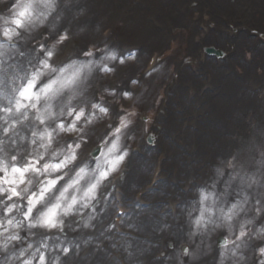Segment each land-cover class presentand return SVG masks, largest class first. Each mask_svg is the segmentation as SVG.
I'll return each mask as SVG.
<instances>
[{
	"label": "rangeland",
	"instance_id": "374dc122",
	"mask_svg": "<svg viewBox=\"0 0 264 264\" xmlns=\"http://www.w3.org/2000/svg\"><path fill=\"white\" fill-rule=\"evenodd\" d=\"M97 1H100L99 5L93 3L91 4V7L98 9V16H92L95 17V19L93 22V18L91 19L89 29L82 28L83 25L78 22L82 16L90 13L89 10L84 9V14L73 20L76 13L82 8L78 6L74 9L75 15L67 17L68 14L66 13V10L69 9L64 7L65 19L59 26L56 34L48 35L49 30L45 26L32 33L31 38L27 41H29L28 43L31 44L33 50L32 60L35 58L34 60L36 62L46 57L47 50L51 47V43L57 38L58 34L64 31L65 28L69 29L70 38L65 40L64 43L59 46V51L56 53V57L71 52L73 56L72 59H78V55L84 56L83 53L95 50L93 56H86L84 60H78L83 63L99 65L98 68L92 69L93 79L97 81H95V83H89L92 84V88L90 89L92 96L99 97L96 103L99 107L96 109H99V112L101 107L107 109V112L105 113L100 112V115L105 116L104 119L107 118L108 115H114L116 117L119 113H121V115L124 114L127 107L133 109L128 111L126 116H124L125 123L117 132V135H125V138L128 141V143H125L127 148H129L131 143L134 142L136 136H139V143L146 145V134L153 133L154 136H156V139L158 137L160 138V148L158 147L155 151L157 155L158 153H163L164 149H168L162 144V139H168L170 143L172 142L174 143L173 145L176 146V142L183 138L182 131L185 130V133H187L186 131L189 133V130H191L192 133H190L191 135L188 138L187 144L183 148L190 149V152H193L194 150L197 151L198 149H193V146L195 148V146L199 144V135L197 136L199 131L186 123L193 125L199 123L202 125L203 123L200 122V119H204V117L206 118L208 116V113L214 112V117L212 118L209 115L210 119L206 120L211 123V125L216 123L217 126L220 127V130L217 129L219 134L215 136L212 127L208 126L209 124L204 125L203 131H200L201 134L204 135V142L211 147L209 148L210 150L203 155L197 156L195 159H192V156H184L182 159L183 164L186 163L187 160H194V165L197 170H200V161H202V163L207 162L202 167V172L197 173L191 179L194 186H199L201 183H204L205 178L210 179L214 177L212 170L215 165H219V161L221 162L222 160H225L223 162L224 164L229 162L239 164L243 161L245 154L252 152L255 145H259L264 141V83L261 81V77L264 73V66L256 65V62L254 61L257 48L264 50V38L262 37L264 34V2H261L262 6H260V8H258L257 4L254 5L253 8L252 5L247 2L239 9L235 7L231 13L224 12L226 11L224 10L219 13L218 17L213 18V12L210 11L206 5V2H208L207 0H201L200 3L195 1V4L192 5L194 9L193 12L191 11L189 13L187 10L189 14L181 15L182 17L178 25L173 26L163 24L162 22L156 23L154 27L158 33L146 37L142 35L140 30H138L140 28L135 25V21H139V19L136 16L129 15L128 12H130V10L125 6L121 7L119 5L120 0ZM244 2H246V0H244ZM143 3L144 0H132V4L134 5L141 6ZM208 3L213 6L212 2ZM152 4L153 6L157 5L155 1H153ZM4 7H7V5ZM239 12L242 14L240 15ZM102 14L105 15L101 16ZM53 15H55V13ZM67 18L69 19L66 22ZM49 19H51V17ZM70 20L73 22L69 23ZM147 20L149 21L148 23L154 22H152L151 16H147ZM216 24L230 32V43H214V41L209 38L205 40V37L209 32L213 33L216 30ZM162 25H165V27L163 28ZM105 30H107L109 35L104 34ZM18 31H20L19 28ZM244 33L249 39V45L237 40V48L235 40L233 39L242 36ZM14 39H16V41L20 40L19 37ZM144 40H147L148 42L144 44V46H141ZM211 41L213 43H211ZM41 44H43V48H41ZM210 44H213L217 48L226 52L225 58L222 60H215L214 57H207L203 47ZM193 46H196L197 48L195 53L193 51ZM154 54L162 55L161 63L153 72L146 74L145 67L147 60ZM113 55L115 56V59L109 58ZM205 59H208L207 62H211L214 65V68L217 67L219 69L220 75L224 77L226 81L236 78L235 80L242 85V93L251 94L256 97V99L252 101L256 105L254 107H249L252 111L241 112L240 108L235 110V113L239 111L242 115L239 120L240 125L229 124L231 121L237 120V117H230L232 114L225 112V108H223L222 112L219 110L218 115H216L214 109H208L207 112L205 104H199L196 100L194 102V107L192 108V115L186 116L183 114L186 109L182 110L181 108L190 95L195 97V95L200 93L202 89L210 92V95L219 90L220 86H212L210 85V82H207L208 75L210 74L207 72H200L199 68L204 66ZM27 60H29L28 57ZM32 60L27 62L31 63ZM253 66L254 68L252 71L244 70V68L247 70ZM40 67H43L42 63L40 64ZM3 68V63H0V70ZM183 68H185L187 73H190L191 77L200 76L202 81L199 84L194 83L193 86H191L192 84L188 86L187 83L181 85L182 83H180L177 78L179 77L178 71ZM29 71L33 74L35 69ZM133 77H135V80L132 83L134 87L128 88L131 90V93H124L122 91L124 90L122 86L129 85V81L130 79H133ZM176 81L180 84H176ZM31 83L33 86L27 88L28 92L26 96H22L21 92L17 95V97L19 96V99L16 102L17 105L19 103L22 110L30 107L35 101L37 93H35L33 88L37 86L33 81ZM10 84H15V82L12 81ZM72 86L73 85L70 82L65 84V87ZM115 86L118 87L116 94L111 91V87ZM239 87L238 84H235L233 88H231L232 91L230 92V95H238V93H240ZM207 92H203V95ZM101 95L103 96V100H101ZM182 97H184V99H182ZM214 97L216 98V96ZM188 104L190 106V103ZM234 104L235 103H231L230 106H233ZM40 106V103H37V107ZM249 108L247 109L249 110ZM143 110L147 111L149 113L148 116L151 117L150 121H148L147 129L138 126L137 118L134 120V116L136 117L138 111L141 112ZM228 110L231 109L229 108ZM246 113H248V115ZM69 118L70 120L75 119L74 116ZM95 123L96 122L92 123V127L89 128L90 138L87 139L85 136V139L83 138V140L79 142H73V146L77 145V147L79 146V149L88 141L89 142L85 145L84 149L89 146H94L97 142L95 133L104 122L97 125H95ZM80 125L84 126L83 120L78 122L76 126L80 128ZM252 125L255 127V132L249 135L246 131L248 129L250 130ZM87 126L84 127L85 131L87 130ZM180 127L182 130H180ZM135 128L137 130H135ZM260 130H262L263 134ZM130 133H132V135H130ZM112 135L113 134H111L110 137H112ZM110 137H108L107 141L110 140L112 147L113 141ZM218 137L220 142L219 145H221V147L215 145L218 141ZM250 137H253L254 139L260 138L261 140L259 142H251ZM248 141L250 142L247 146H244ZM111 147L109 148L112 150ZM212 147H214V152L212 151ZM25 155L27 154L13 157L12 154H4L3 157H8L10 161L13 162V167L18 168L17 163L32 165L33 162H35L33 156L27 157ZM167 160L171 161L172 158ZM228 171H231V169ZM3 174L7 175V172H4ZM2 178L4 179L5 177H0L1 180ZM60 190L64 189L61 188ZM67 190L69 191V189ZM69 192L71 193V197H65L66 203H71L73 197L81 196L76 188L70 189ZM195 193L196 192H194V194ZM168 194L169 193H166L164 196H167ZM204 194L207 195L208 191L204 192ZM174 197L175 196L170 195L167 198L173 199ZM81 202L82 200L76 201V203ZM62 203L65 205V202ZM75 204L72 205L70 211H74L73 208H75ZM197 209H202V206L199 205ZM78 213H80V211L73 212L72 214L75 215ZM60 214L61 208L58 209L55 216L52 217V220L56 225L59 223L58 221H60ZM68 215H71V213H68ZM180 216L184 217L183 215ZM256 223L257 226L264 223V215H262ZM191 225L192 223L190 222L189 226L191 227ZM46 228L50 229L52 227H47L42 224L35 227L36 230H45ZM189 241L186 242L192 251L193 240ZM181 249L182 247H180L179 250L183 254ZM77 253L78 252H75V255H77ZM186 257H188V255H186Z\"/></svg>",
	"mask_w": 264,
	"mask_h": 264
},
{
	"label": "bare ground",
	"instance_id": "6f19581e",
	"mask_svg": "<svg viewBox=\"0 0 264 264\" xmlns=\"http://www.w3.org/2000/svg\"><path fill=\"white\" fill-rule=\"evenodd\" d=\"M153 1L157 3L156 6H153L152 4ZM195 1L199 3L201 2V0H159V1L144 0V3H143L144 5L142 4L141 6H138V5L132 4V0H120L119 5L121 7L125 6L127 9L130 10V12H128L129 15L136 16L139 19V21H135L136 23L135 25H137L140 28L138 30H140L142 35L149 37L153 34L158 33V31L154 27L156 23L162 22L163 24H168V25H173V26L178 25L182 17L181 15L189 14L191 11L193 12L194 9L192 5L195 4ZM207 1L212 2L213 4L212 6L210 3L206 2L208 9H210V11L213 12V15H212L213 18L218 17L219 13L223 12L224 10H226L224 12L231 13L233 12L232 10L235 9V7L239 9L244 3L246 4L247 2L250 5H252L253 8H254V5L256 4L258 8H260V6H262L261 2H264V0H246V2H244V0H207ZM93 3L99 5L100 1L78 0V3L71 5L70 10H66V13L68 14L67 17H71L72 15H75L74 9H76L78 6L82 9L89 10L91 12L90 14L91 17L93 15L98 16L97 14L98 9H96L95 7H91V4ZM187 10L189 11V13L187 12ZM258 12H259V9H258ZM239 14L241 15L242 13L239 12ZM103 15L105 14H102L101 16ZM147 16H151L152 22L153 21L154 22L148 23L149 21L147 20ZM94 19L95 17H93L92 22ZM82 20L90 22L89 19L85 20V18H83ZM83 24H85V26H82V28L89 29L90 23L86 24L83 22ZM162 27L164 28L165 25H162ZM215 28H216L215 31H218V32H215V31L213 33L209 32L206 35L205 40L209 38V39H212L214 43L216 42H219V43L229 42L230 43L231 42L230 32H228L226 29H224L223 27L217 24ZM233 40H235V43L238 40V41L244 42L245 44L249 45V39L247 38L245 33L240 37L234 38ZM212 41L211 43H213ZM147 42H148L147 40H144L141 46H144V44H146ZM210 45H213V44H210ZM236 47L238 48L237 43H236ZM195 50L197 51V48L196 46H193L194 53L196 52ZM254 61L256 62V65L264 66V50L263 49L259 48L257 50V53L254 56ZM204 62L206 61L204 60ZM206 63L207 64L204 65L205 67L201 66L200 72L201 73L207 72L208 74L212 75L213 80L209 81L210 85L217 86V87L220 86L219 90L216 91V94L214 95L216 96V98L213 96V94L210 95V92H207L205 95H203V92L205 90L202 89L200 93H197L195 95L193 101L190 103V106L188 103L192 98L190 99L188 98L185 100L186 103H183L184 104L183 107L181 106L182 110L186 109L185 113L183 114L186 116L192 115V112H193L192 108L194 107V102L196 100L198 101L199 104L200 103L205 104V106L207 107V112H208V109H214V111L216 112V115H218L219 110H221L222 112L223 108H225L226 109L225 112H229V114H232L230 117L232 118L237 117V120L231 121L229 124L231 125L239 124L240 125L239 120H240V117H242V115L241 113H239V111L235 113V110L240 108L241 112L242 111H245V112L252 111L251 108L249 107H254L256 105L254 102H252L254 99H256V97H254V95H251V94L242 93V90H243L242 85L235 80L236 78L226 81L224 77L220 75V71L217 67L214 68L213 67L214 65L211 62L209 63L206 62ZM262 66H258V67H262ZM253 68L254 66L250 67L247 70L246 68H244V70L252 71ZM18 70L21 71L19 67H18ZM178 75L179 77L177 78V80H179L180 83H182L181 85L187 83L188 86L190 84H192L191 86H193L194 83L199 84L202 81L201 77H195V76L191 77L190 73H187V71H185V68L179 70ZM7 76L0 77V89L3 91L6 87L5 84L8 83L7 81H9ZM95 81L97 80H94L93 78L89 80V82H95ZM177 83L178 81H176V84ZM235 84H238L240 86L239 87L240 93H238V95L231 96L230 95V92L232 91L231 88H233ZM0 94H1L0 102L6 101L4 97L5 94H3L2 92H0ZM202 95H203V98H202ZM182 99H184V97H182ZM227 102H230V103H227ZM231 103H235V104L233 106H230ZM229 108L231 110H228ZM247 108H249V110ZM213 113H208V116L206 118L204 117V119H200V122L203 123L202 125H200L199 123L196 125L187 123V125L189 124V126L191 127L193 126L194 129L199 130V133H197V136L199 135V144L197 146V149H198L197 151L190 152V149L183 148L187 144L188 138L191 135L190 133H192L191 130H189V133L188 131H186L187 133H185L184 132L185 130L182 131L183 138L182 140L176 142L177 143L176 146L173 145L174 143L172 142L170 143L168 140H162V144L168 148L167 155L169 156V158H172L171 161L167 160L166 163L163 165L166 172H164L163 175H161V176H164L166 180H169V182L167 181L161 182L159 178L156 181L158 183L157 184L155 183V186H150L151 183L147 184L151 188H154V189L157 188V190L152 192L151 195L148 193L144 194L145 196H142V200L136 199V198L133 199L132 202L136 201V202L144 203L143 200L153 202V204L147 208H144L142 210L136 209L135 212H140V215L135 214V215H131L129 218H125L124 222H126V225L130 226L131 229H138L137 231L135 230L132 231L133 235L130 236V231H129V235L119 236L115 234V231H113V229L111 230V228H109L111 226L108 222H110V220L113 218L112 212L114 213V209H113L114 207L112 204H110V201L108 202V198H106V201L103 200L99 208L96 209V212L98 214L95 215L94 213L91 216V218L88 219V221L82 227V229L81 228L78 229L76 226L78 224H82V222L74 223L72 224V228H70L71 230L73 229L72 230L73 232H69L68 226H66L65 232L62 233L63 236L58 235V237H55L50 240H48L47 238V242H46L47 243V252H46L47 262L46 263L47 264H57L58 261L63 259V261H67L70 264H119L117 260V258H119L120 261L125 264H180L181 260L183 261V264H216L215 261L213 263L205 262L201 258L196 261H192L191 257L183 258L177 250V247L179 248L181 247L180 246L181 241H186L187 238L189 239L190 237L189 232L192 230V227H190L187 231V226L189 222V217L187 216V212L191 211V209H193L196 206L195 205L196 203H192V201H186L185 204L184 203L182 204L184 207L185 206L186 207L184 209L183 207H180L179 212L181 211L185 212L184 217H183L184 219H181V217H178V219L180 218V220L171 219L169 215L167 217L159 216V211L165 209V207H162L161 200L167 203L169 199L167 198L168 196H164L166 193H171V194L173 193L175 195H181L183 197L192 196L193 189L191 188V191H189V188L191 186L187 182L192 176H194L196 173L201 172V171L196 169L194 165V160H187L188 162L186 161V163L183 164L182 159L184 158V156H192L191 158L195 159L197 156L203 155L205 152L210 150L209 148L211 147L208 146L204 142V139H203L204 135H202L200 131H203L204 125L209 124L208 126L212 127L214 131L213 133L215 134V136L219 134L218 130H220V127L217 126L216 123H213V125H211V123H209L206 120V119H210L209 115L213 118L214 117ZM246 114L248 115V113ZM174 115H177V114H174ZM215 117L218 118L217 116ZM5 123L6 125H10V120L6 118ZM180 130H182L181 127H180ZM254 130H255V127L254 125H252L250 130L248 129L246 132L250 135L255 132ZM260 132L263 134L262 130H260ZM21 137L23 136L19 135L12 139H6V137L2 135V130L0 127V147L1 149L6 152L10 150L12 153L13 152L17 153V151L23 150L24 149V145H23L24 137L23 139H21ZM260 140H261L260 138L254 139L253 137H250L251 142H259ZM159 141H160V138H158L157 142ZM250 141L246 142L244 146H247V144ZM219 143L220 142H219V137H218V141L216 142L215 145H218L219 147H221ZM212 148H213L212 151L214 152L215 151L214 147ZM40 152L43 153V149H41ZM153 153H155V150H152V154L146 153L145 157H139L140 155L132 156L133 157L132 162H130L129 164L130 168L126 169L127 172L125 173V177H123L124 181L119 179V185H122L123 186L122 188L124 189V193H123L124 197L122 198V201L125 202V206H124L125 209L126 207L129 206L128 205L129 201L132 200V199L131 200L129 199L133 198L134 194H136L137 191L139 190L138 185H142V184L144 185L145 183H147V181L150 178L152 180L157 170L162 167L161 166L162 162L160 163V165L157 162V164L154 163L155 165H157L156 168H153L152 162H154L156 158L152 156ZM58 157H55V158L50 157L51 164L52 165L59 164L62 166L55 170L50 169L49 171L56 174L57 175V176L55 175L56 178L64 176V175L70 176L72 174V170L65 169L62 160H60ZM110 158L111 159H109L108 162L104 161L103 166L99 168V170L95 173V175H93L91 172L95 169H92L90 171V174L85 179H83L84 180L83 183L85 187L86 186L92 187L93 184L98 185L102 183V178L104 177L101 176V173L108 171L109 166H112L110 162L116 161L117 155L112 156ZM224 161L225 160H222L221 162L219 161L220 167L224 164L223 163ZM200 163H202V161H200ZM202 166L200 165V168ZM169 169H170V172H169ZM181 173H185V174L181 175ZM181 180H186V182L185 183L180 182ZM170 181H172L173 184L172 183L170 184ZM210 185L208 186V188H210L209 190H212ZM182 188H184V191L181 192ZM221 190H222L221 188L217 189L218 192ZM184 193H187L185 194L186 196L184 195ZM139 195L141 196V193ZM235 198H236L235 196L230 197V199L233 200V202ZM170 203H173V200H171ZM128 210L130 211L129 208ZM99 216H101V219L103 218L102 221L95 220ZM8 221H9L8 216H4V219L3 217H0V241H3V238L5 235H9L13 231H15V232H18L21 239L13 242L14 247L17 250H19L21 247H27L29 243H28V238L26 237L29 236V231L31 230L29 229L25 230L17 226L13 227L14 224H9ZM32 221H36V219L33 218ZM170 222H171V226L168 227ZM88 224L90 225L94 224V226L92 225L87 228ZM103 225L105 226L103 227ZM86 229H89V230L93 229V230H91L90 232L87 231L88 233L87 232L83 233V230H86ZM87 235L91 236L92 238L86 239ZM117 238H120L118 240V244L124 245L123 249L125 250L124 251L125 253L121 251H117L116 249H112L113 245H115ZM195 238H196L195 244L197 245L200 243L201 237L197 236ZM63 240L64 242L75 241L78 244L76 246L80 247L81 249L80 254L82 253V256L79 258L75 257V254L73 253L75 251L73 250L74 247L70 249H65L64 247H62ZM168 245L169 246L174 245V248L171 250L169 247L167 248ZM203 247L204 246L202 245V249ZM163 253L165 254L164 257L160 258L159 260L154 258L156 256L163 255ZM119 254H121L122 257L119 256ZM7 256L8 254L7 255L5 254V257L3 258L2 262L7 258ZM2 262L0 264H2Z\"/></svg>",
	"mask_w": 264,
	"mask_h": 264
},
{
	"label": "clouds",
	"instance_id": "9594fccd",
	"mask_svg": "<svg viewBox=\"0 0 264 264\" xmlns=\"http://www.w3.org/2000/svg\"><path fill=\"white\" fill-rule=\"evenodd\" d=\"M76 3L78 0H0V32L3 37L9 39L19 37L24 41L29 40L31 34L37 29L45 26L49 30L48 35L56 34L65 19V13L58 12V9ZM6 5L7 7H4ZM54 13L55 15H53ZM83 14L84 9H80L73 20ZM50 17L51 19H49ZM72 22V20L69 21V23ZM69 38V29L65 28L51 43L46 57L33 65L35 72L32 74V81L34 83L44 81V83L30 106L31 109H35L32 117V136L40 141L39 146L53 158L65 155L63 141L59 138L60 133L84 131V127L94 123L97 119L95 109L99 107L93 102L90 92L92 84L89 83L92 78V69L98 68L99 65L83 63L78 59H69L65 62L55 58L59 46ZM43 47L41 44V48ZM94 51L90 50L83 55L91 57L94 55ZM109 58L115 59V56ZM41 63L43 64L42 68L40 67ZM67 82L73 86L65 87ZM54 85L57 86L55 89ZM29 86L31 88L33 84L30 83ZM101 100H103L102 95ZM37 103H40L41 106L37 107ZM17 107H20L19 103ZM100 112L102 111L100 110ZM73 115H75V119L68 122V118ZM61 118L65 119L67 127L60 123ZM28 119L29 115L25 112L20 122ZM81 120H83L84 127L77 128L76 125ZM37 121L39 124L36 123ZM40 125L44 127L41 128ZM37 140H33V143H36ZM53 140L56 141L58 147H52ZM71 159L73 157H70L65 163H70ZM44 167L46 170L57 169L56 165L52 164H46ZM229 169L231 171H228ZM29 183L31 184V180ZM211 188L213 191L207 195L203 193V190H200L201 203L207 202V206L203 209H194L200 214L199 218L195 220V230L189 235L192 239L200 236L201 240L195 250L190 253L191 260H199L202 256L212 252V246L207 244V238L218 230L227 231L229 246L220 252L217 264H252L253 256L264 257V245L253 247L256 241H264V223L259 226L256 223L264 215V141L255 145L252 152L245 154L241 163L229 162L222 167H216ZM218 188L222 190L218 192ZM65 189L60 192L59 197H50L45 202L46 211L42 210L39 217L52 206L61 205L62 202H65L62 211L66 213V209L71 203H66L65 196L61 198ZM23 191L27 192V188ZM233 196L236 197L234 202L230 199ZM17 212L19 214V208H17ZM39 223L40 218L35 221V224ZM9 224H12V221ZM18 224L22 227V222H18ZM29 235H34V233L29 231ZM19 239L21 238L18 232L13 231L11 234L5 235L3 241H0V254L8 253L2 264H32V260L40 253V248H34L32 243L16 250L13 242ZM40 259L43 264V256ZM180 264H183L182 260ZM260 264H264V259L260 260Z\"/></svg>",
	"mask_w": 264,
	"mask_h": 264
},
{
	"label": "snow or ice",
	"instance_id": "6c2138e0",
	"mask_svg": "<svg viewBox=\"0 0 264 264\" xmlns=\"http://www.w3.org/2000/svg\"><path fill=\"white\" fill-rule=\"evenodd\" d=\"M17 23H19V21H17ZM7 35V33H6ZM30 88V86H29ZM27 92H28V89H25V91L21 92V95L22 96H26L27 95ZM102 112H107V109H104V108H101L100 109ZM116 145H113V148H115ZM75 157H73L74 159ZM125 159V157L121 156V157H118V160L117 161H111L110 163L112 164V167L113 169L116 168V164L117 162L119 161H123ZM62 165H59L57 164L56 167L57 169L60 168ZM46 170V169H45ZM14 172H21V169L19 168H14L13 169ZM83 171V170H82ZM101 176L104 177V178H107L108 177V173L107 172H102L101 173ZM56 181L55 180H51L49 181L48 185L44 188V190H42L40 193H39V198L38 199H30L29 200V204L30 205H33L35 203H38L39 201H42L44 200L45 198V193L47 191H50L51 190V187L53 185H55ZM97 187L96 184H93L92 185V188L89 189V192H92L95 188ZM67 191V189H65V192ZM12 193L13 195H19V192H17L15 189L12 190ZM61 198H64V193L61 194ZM76 203V200L73 199L71 204L68 206V209H66V213L69 212L72 208V205H74ZM61 205L60 204H57V205H54L52 206L51 208L48 209L47 212H45L41 217H40V224L44 225V226H47V227H56L57 225L53 222L52 220V217L55 216L57 210L59 209ZM12 209H9V211H11ZM32 211V208L30 207L29 208V213ZM9 223H11V221H9ZM67 251V250H66Z\"/></svg>",
	"mask_w": 264,
	"mask_h": 264
}]
</instances>
